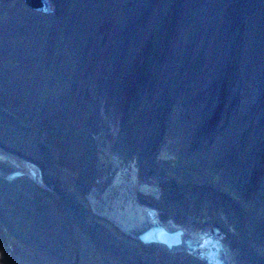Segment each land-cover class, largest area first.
<instances>
[{
    "label": "rangeland",
    "instance_id": "1",
    "mask_svg": "<svg viewBox=\"0 0 264 264\" xmlns=\"http://www.w3.org/2000/svg\"><path fill=\"white\" fill-rule=\"evenodd\" d=\"M49 3L0 0V264H264V0Z\"/></svg>",
    "mask_w": 264,
    "mask_h": 264
},
{
    "label": "bare ground",
    "instance_id": "2",
    "mask_svg": "<svg viewBox=\"0 0 264 264\" xmlns=\"http://www.w3.org/2000/svg\"><path fill=\"white\" fill-rule=\"evenodd\" d=\"M225 146L226 145H221V147L224 148L223 151L228 150H226ZM215 164L216 162L212 163L209 168H213ZM135 232L143 240H153V242L165 244L171 249H174L175 247H178L179 245L183 244V241L181 239V230L178 229H175L174 231H169L161 226H158L157 224H150L144 226L142 229L135 230Z\"/></svg>",
    "mask_w": 264,
    "mask_h": 264
},
{
    "label": "water",
    "instance_id": "3",
    "mask_svg": "<svg viewBox=\"0 0 264 264\" xmlns=\"http://www.w3.org/2000/svg\"><path fill=\"white\" fill-rule=\"evenodd\" d=\"M29 8L37 11L48 12L50 11V3L49 0H22ZM48 9V11H45ZM198 256L205 258L207 262H212V264H221V261L215 259L214 261L211 260L210 257L204 256L202 251H198Z\"/></svg>",
    "mask_w": 264,
    "mask_h": 264
},
{
    "label": "clouds",
    "instance_id": "4",
    "mask_svg": "<svg viewBox=\"0 0 264 264\" xmlns=\"http://www.w3.org/2000/svg\"><path fill=\"white\" fill-rule=\"evenodd\" d=\"M45 11H48V9H45Z\"/></svg>",
    "mask_w": 264,
    "mask_h": 264
}]
</instances>
